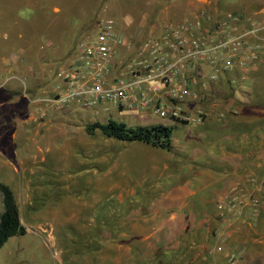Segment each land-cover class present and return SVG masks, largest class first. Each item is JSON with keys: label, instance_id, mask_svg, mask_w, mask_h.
<instances>
[{"label": "rangeland", "instance_id": "374dc122", "mask_svg": "<svg viewBox=\"0 0 264 264\" xmlns=\"http://www.w3.org/2000/svg\"><path fill=\"white\" fill-rule=\"evenodd\" d=\"M215 2L224 7L222 18L206 9L186 17L184 0H0V182L14 191L28 229L6 241L0 264H264V193L256 181L263 179V160L250 178L258 188L252 185L241 213L219 216L217 227L193 235L146 233L152 227L138 218L148 214L133 199L162 182L164 172L160 177L152 166L170 158L174 163L184 152L205 163L209 142L195 139L193 126L139 118L128 109L56 108L48 102L75 44L93 36L105 17L137 43L170 38L183 25H190L187 35H214L222 20L234 16L241 19L237 33L264 26L246 13L264 9V0ZM198 18L199 27L191 26ZM128 56L122 60L134 57ZM121 58L118 53L116 62ZM110 119L131 127L169 125L174 149L118 141L99 130L88 134L87 125Z\"/></svg>", "mask_w": 264, "mask_h": 264}, {"label": "crops", "instance_id": "0c3cea01", "mask_svg": "<svg viewBox=\"0 0 264 264\" xmlns=\"http://www.w3.org/2000/svg\"><path fill=\"white\" fill-rule=\"evenodd\" d=\"M200 9H206L213 18L220 17V9L224 7L215 0H184L182 4L186 17L193 16ZM246 13L264 22V9ZM126 39L137 44V41ZM248 41L264 43V28L258 38H249ZM189 74L191 95L185 112L194 121L173 124L195 127V139L200 143L207 140L212 151L206 154L205 163L196 162L184 152L175 158L174 163L170 158L164 164L152 166L151 171L160 177L164 172L162 182L142 188L140 198L133 199V202L138 203L137 209L148 214L138 218L152 227L153 230H147L146 233L193 235L199 229L207 232L212 225L216 224L217 227L221 223L217 204L226 201L237 191L241 194L243 204L248 203L254 187L250 182L251 175L258 174L259 161L263 160L264 163V51L259 50L257 58L244 69L223 70L203 65L193 66ZM3 95L5 103L9 99L5 98L7 94ZM134 108L125 109L144 118L145 115L142 116ZM146 116L150 117L149 114ZM173 149L172 143L170 150L163 151L171 152ZM3 169L0 165V172ZM256 178V181H262L261 176ZM141 179L147 187V177ZM27 232L28 229L24 235Z\"/></svg>", "mask_w": 264, "mask_h": 264}, {"label": "built area", "instance_id": "2783aa9c", "mask_svg": "<svg viewBox=\"0 0 264 264\" xmlns=\"http://www.w3.org/2000/svg\"><path fill=\"white\" fill-rule=\"evenodd\" d=\"M201 20L191 26L199 27ZM240 21L238 16L222 20L214 35H187L190 25H183L171 32L170 38H145L133 44L119 32L111 16L105 17L93 36L85 35L75 44L67 69L61 71V84L48 102L56 108L76 105L105 112L134 106L142 116L187 124L194 121L185 112L193 66L244 69L257 58L259 50L264 51V43H250L245 38L258 37L263 27L240 34ZM118 53L122 58L116 62ZM132 54V59L122 60ZM250 182L255 183L254 179ZM259 189L264 193V175ZM242 204L237 191L219 202L217 210L221 216L238 214Z\"/></svg>", "mask_w": 264, "mask_h": 264}, {"label": "trees", "instance_id": "16d2710c", "mask_svg": "<svg viewBox=\"0 0 264 264\" xmlns=\"http://www.w3.org/2000/svg\"><path fill=\"white\" fill-rule=\"evenodd\" d=\"M88 134L99 130L104 136L123 142H140L162 150L171 149L172 127L157 124L153 126H127L124 123L108 120L106 123H93L86 127ZM0 195L3 211L0 215V249L6 241L16 235H24L25 227L20 220L19 207L13 190L0 182Z\"/></svg>", "mask_w": 264, "mask_h": 264}]
</instances>
